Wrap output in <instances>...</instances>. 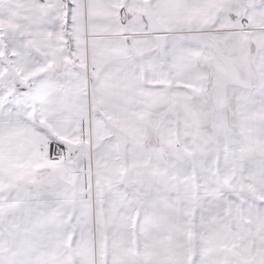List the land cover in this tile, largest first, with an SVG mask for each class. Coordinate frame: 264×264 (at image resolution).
<instances>
[{
  "label": "snow or ice",
  "instance_id": "6c2138e0",
  "mask_svg": "<svg viewBox=\"0 0 264 264\" xmlns=\"http://www.w3.org/2000/svg\"><path fill=\"white\" fill-rule=\"evenodd\" d=\"M0 264H264V0H0Z\"/></svg>",
  "mask_w": 264,
  "mask_h": 264
}]
</instances>
